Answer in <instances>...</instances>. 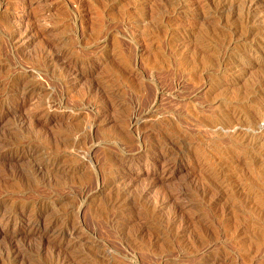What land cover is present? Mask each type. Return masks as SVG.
Listing matches in <instances>:
<instances>
[{
    "label": "rangeland",
    "instance_id": "obj_1",
    "mask_svg": "<svg viewBox=\"0 0 264 264\" xmlns=\"http://www.w3.org/2000/svg\"><path fill=\"white\" fill-rule=\"evenodd\" d=\"M0 264H264V0H0Z\"/></svg>",
    "mask_w": 264,
    "mask_h": 264
},
{
    "label": "bare ground",
    "instance_id": "obj_2",
    "mask_svg": "<svg viewBox=\"0 0 264 264\" xmlns=\"http://www.w3.org/2000/svg\"><path fill=\"white\" fill-rule=\"evenodd\" d=\"M252 5V4H251ZM251 8V7H250ZM257 13V12H256ZM256 21V20H255ZM247 32V31H246ZM224 60V59H223ZM135 123H136V121H135Z\"/></svg>",
    "mask_w": 264,
    "mask_h": 264
}]
</instances>
